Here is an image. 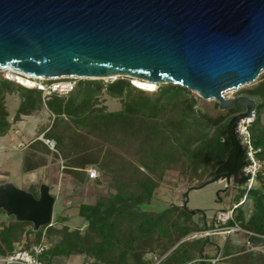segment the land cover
<instances>
[{"label": "trees", "instance_id": "obj_1", "mask_svg": "<svg viewBox=\"0 0 264 264\" xmlns=\"http://www.w3.org/2000/svg\"><path fill=\"white\" fill-rule=\"evenodd\" d=\"M104 91L119 98L121 109L109 111L101 104ZM18 93L21 101L13 119L7 109V95ZM256 102L253 120L248 125L255 156L262 163L257 186L247 189L244 168L250 164L248 148L235 131V116L241 105L212 114L201 108L204 99L172 83L146 90L118 77L80 80L66 94L43 92L4 77L0 72V137L6 136L15 122L46 108L51 122L44 138L54 141L52 150L36 139L24 154L22 166L30 172L47 165L46 154L54 152L62 175L69 174L78 185L89 181L104 184L108 191L95 194L91 202L79 201V214L85 227L72 228L68 217L57 215L51 225L34 229L32 222L18 221L0 209V257L18 249L32 253L40 264H62L66 258L82 255L81 264H214L216 254L207 253L210 237L187 238L213 229L216 218L187 205L170 204L158 213L142 209L155 202L158 189L168 173H175L191 184L205 185L222 178L234 179L241 188L235 196L234 218L252 246L264 245V73L256 82L240 90ZM98 170L91 179L88 169ZM36 197L39 188L29 190ZM197 217V218H196ZM45 244L36 254L33 247ZM222 258L230 264H264V252L233 245L227 237Z\"/></svg>", "mask_w": 264, "mask_h": 264}, {"label": "water", "instance_id": "obj_2", "mask_svg": "<svg viewBox=\"0 0 264 264\" xmlns=\"http://www.w3.org/2000/svg\"><path fill=\"white\" fill-rule=\"evenodd\" d=\"M0 68L36 78H138L186 87L225 111L254 99L224 93L264 70V0H0ZM56 197L0 184V209L34 229Z\"/></svg>", "mask_w": 264, "mask_h": 264}, {"label": "rangeland", "instance_id": "obj_3", "mask_svg": "<svg viewBox=\"0 0 264 264\" xmlns=\"http://www.w3.org/2000/svg\"><path fill=\"white\" fill-rule=\"evenodd\" d=\"M0 72L4 74L6 70L0 68ZM262 73H264V70ZM128 78L133 84V78ZM103 81L109 83L115 81V79H103ZM254 83L243 84L237 89L226 91L225 96L230 98L243 95L240 94V90L250 87ZM157 87L158 85L155 88ZM195 94L200 97L197 93ZM20 101L18 93L7 95V109L10 113V120L16 114ZM215 102V100H204L200 106L215 115L218 112L214 107ZM101 104L106 105L109 111L121 109L120 99L111 97L106 91L101 96ZM50 116L49 111L43 108L38 113L24 116L20 122H15L10 132L6 136L0 137V184L10 182L27 191L32 188L38 190L42 183L49 185L51 194L56 197L53 220L57 215H61L68 217L66 224L72 228L81 227L85 222L79 214L78 202H91L95 199L93 195L108 191L109 182L106 178L103 179L104 184L98 182L96 189H93L90 184L78 185L69 174L64 173L62 175L59 166L60 160L54 156V152L46 154V166L30 172L23 170L24 154L33 141L36 139L42 140V132L51 122ZM252 120L244 122L245 127L239 130L237 128L236 131L241 130V132H244L245 129L247 130ZM262 120L264 124V113ZM210 180L211 178L207 180L208 182L205 185L200 186L186 182L185 179L175 173H168L165 182L158 189L156 201L142 205V209L151 213H158L170 204H185L190 209L205 211L207 218L211 220L216 217L218 211H228L234 206L235 196L238 194L241 185L234 179L226 180L222 178L213 182ZM257 185V182H254L252 186ZM226 231H228L227 228L223 227L221 231L211 232L210 235H207L211 239V244L207 246L206 251L209 254L217 255L213 259L214 264H230L224 262L222 258V247L227 237L235 246L241 245L255 252H264V245L252 246L249 243L246 231H235L233 229H230V232ZM192 236L193 234L185 239L193 238ZM17 251H20V249ZM11 260L12 258H8L7 262H3L0 259V264H22ZM84 260L85 258L82 255H73L66 258L62 264H81ZM158 263L159 260L155 258V264Z\"/></svg>", "mask_w": 264, "mask_h": 264}, {"label": "built area", "instance_id": "obj_4", "mask_svg": "<svg viewBox=\"0 0 264 264\" xmlns=\"http://www.w3.org/2000/svg\"><path fill=\"white\" fill-rule=\"evenodd\" d=\"M6 70V72L4 73V77L10 80H14L26 87L29 88H36L39 89L43 92V98L46 99L47 97H49L51 94L53 93H58V94H66L69 93L71 91H73L78 82L80 80H85L84 78H78V77H62V78H57V79H46V78H36V77H32V76H27L23 73H19L13 69L11 70H7V69H3ZM111 79H117V78H111ZM25 80V81H23ZM134 85L135 82H133ZM138 86V85H137ZM254 117V115H253ZM252 118L246 119L245 121H241L240 124L238 125V129H241L243 127H245V123L247 122V120H252ZM248 130V128H247ZM245 129L244 132H241V130L238 132L236 131L238 138L240 139L242 145H244L245 147L248 148V157L250 159V164H248L245 168H244V173L245 176H248V180L245 183V186L247 187V189L252 188L253 183L256 182V177L257 174L259 172V170L261 169L262 163L256 158L255 153L256 150L253 148L250 138H249V132ZM246 133V135H244ZM42 140L52 149L55 150L54 148V141L44 138V135L42 136ZM88 174L89 177L91 179H97L98 178V170L94 167H91L88 169ZM226 179V178H224ZM227 180V179H226ZM244 202V198L239 202L234 204V206L229 209L228 211L226 210H220L217 212L216 215V226L213 229H207L205 231H201V232H196L193 233V238L194 237H199V236H206V235H210L211 232L213 233H217V231H221V229L223 227L227 228L228 231L226 232H230V229H233L235 231H239V230H244L242 227H240L238 224H235L233 226H229L227 225V223L229 222V220L234 218V209L242 204ZM247 233H250L247 230H244ZM45 247V244L42 245H36L33 247V250L35 251L36 254L40 253ZM8 258H12L11 261H17L18 263H22V264H40L38 262V260L36 259V257L30 253L27 250H20V251H16L14 254L9 255L7 257H0V259H2L3 262H7Z\"/></svg>", "mask_w": 264, "mask_h": 264}, {"label": "bare ground", "instance_id": "obj_5", "mask_svg": "<svg viewBox=\"0 0 264 264\" xmlns=\"http://www.w3.org/2000/svg\"><path fill=\"white\" fill-rule=\"evenodd\" d=\"M7 70H11V69H7ZM27 76H29V75H27ZM133 80H134L136 85H138L139 87H141L143 89L152 90V89H155V87H156V84L154 82H150V81L142 80V79H138V78H133ZM23 81H25V80H23ZM224 95H225V93H224Z\"/></svg>", "mask_w": 264, "mask_h": 264}, {"label": "crops", "instance_id": "obj_6", "mask_svg": "<svg viewBox=\"0 0 264 264\" xmlns=\"http://www.w3.org/2000/svg\"><path fill=\"white\" fill-rule=\"evenodd\" d=\"M99 183H100V182H99ZM88 184H90V185L92 186L93 189H96V185H97V187H98V181H93V180H91V181H89ZM85 225H86V223H83L82 226H81L80 228L85 227Z\"/></svg>", "mask_w": 264, "mask_h": 264}, {"label": "clouds", "instance_id": "obj_7", "mask_svg": "<svg viewBox=\"0 0 264 264\" xmlns=\"http://www.w3.org/2000/svg\"><path fill=\"white\" fill-rule=\"evenodd\" d=\"M137 86V85H136ZM137 87H139V86H137ZM141 88V87H140ZM143 89V88H142ZM154 90V89H153Z\"/></svg>", "mask_w": 264, "mask_h": 264}]
</instances>
